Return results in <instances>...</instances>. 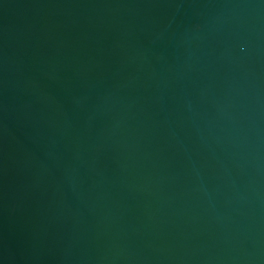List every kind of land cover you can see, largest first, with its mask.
<instances>
[{
	"label": "water",
	"instance_id": "water-1",
	"mask_svg": "<svg viewBox=\"0 0 264 264\" xmlns=\"http://www.w3.org/2000/svg\"><path fill=\"white\" fill-rule=\"evenodd\" d=\"M0 264H264V0H0Z\"/></svg>",
	"mask_w": 264,
	"mask_h": 264
}]
</instances>
